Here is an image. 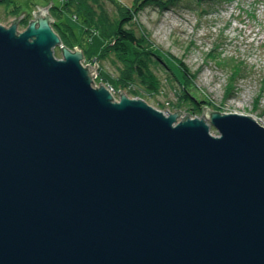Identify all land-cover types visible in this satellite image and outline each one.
I'll return each instance as SVG.
<instances>
[{"label":"water","instance_id":"1","mask_svg":"<svg viewBox=\"0 0 264 264\" xmlns=\"http://www.w3.org/2000/svg\"><path fill=\"white\" fill-rule=\"evenodd\" d=\"M52 5L0 25V264H264V127L94 88Z\"/></svg>","mask_w":264,"mask_h":264},{"label":"rangeland","instance_id":"2","mask_svg":"<svg viewBox=\"0 0 264 264\" xmlns=\"http://www.w3.org/2000/svg\"><path fill=\"white\" fill-rule=\"evenodd\" d=\"M68 1L2 2L0 25L9 28L26 12L27 15L19 20L18 32H23L34 20L33 12L39 9L36 5L44 8L53 2L49 11L54 20L52 28L63 46L72 51L77 47L82 49L85 67L86 63L99 66L94 88H100L102 83L115 100L120 99L119 91H123L128 97L143 99L164 113L167 110L174 114L180 110L195 119L202 118L203 107H208L210 111L224 114L249 115L264 126V0L203 3L182 0L171 6L163 5L169 0H154L145 7L135 0H101L103 9L96 2L99 15H104L101 20L102 17L111 22L122 20L131 12L133 20L126 32L137 37L136 51L149 49L157 54L154 60L160 65L154 68L158 79L155 85H143L132 75L135 70L123 65L99 30L85 23L81 14L70 13L64 7ZM101 51L103 58L98 56ZM55 56L62 59L60 47L55 49ZM186 69L189 74L184 82ZM119 79L124 85L130 83L131 87L117 91L115 85ZM184 93L193 99L194 107L191 101L183 99ZM192 107L198 112L194 113ZM211 133L219 135L214 128Z\"/></svg>","mask_w":264,"mask_h":264},{"label":"trees","instance_id":"3","mask_svg":"<svg viewBox=\"0 0 264 264\" xmlns=\"http://www.w3.org/2000/svg\"><path fill=\"white\" fill-rule=\"evenodd\" d=\"M182 1V0H169L167 2H163V5L166 6L167 4L169 6L175 5ZM197 2H208L212 0H196ZM99 2V5L101 7L102 3L101 0H69L68 3L64 5L66 9L69 10L70 13L77 12L81 14L82 19L87 22L88 24L92 25L95 29H98L100 32V35L102 36V39L104 42L109 43V47H113V51L116 53V56L118 59L123 63V65L127 68H133L135 70V73L132 75H135L138 77L142 84H148V85H155L158 83V79L156 74L154 73L155 65H160L156 60H154V52L151 50H142V51H136L135 44L137 45L138 39L137 37L131 35L130 33L126 32L127 26L132 22L133 16L131 15V12H127V15L120 20L115 19L112 20V22L109 19H105V17L99 15L98 9L95 7V3ZM154 0H135V3L141 5L142 7L147 6L148 4H152ZM9 4L10 0H3V4ZM5 6V5H4ZM9 6V5H6ZM104 8L103 6L101 7ZM12 11H15L12 10ZM128 34V35H127ZM66 36H68L66 34ZM130 44V45H129ZM110 47V48H111ZM108 48V49H110ZM85 53V52H84ZM130 53H133V55H130ZM103 52L101 51L100 55H98L100 58H103ZM157 55V54H155ZM123 60V61H122ZM132 65V66H131ZM188 70L186 69V72H184L183 80L184 82L187 81L186 76H188ZM130 83L127 85L122 84L121 79L116 81L115 89L117 91L121 88H129ZM183 99L187 101L192 102V98L190 95L185 94L183 95ZM186 97V98H185ZM194 102H192V106ZM192 107V110L195 112H198L195 110V108ZM221 113V112H220Z\"/></svg>","mask_w":264,"mask_h":264},{"label":"built area","instance_id":"4","mask_svg":"<svg viewBox=\"0 0 264 264\" xmlns=\"http://www.w3.org/2000/svg\"><path fill=\"white\" fill-rule=\"evenodd\" d=\"M256 0H253V2H255ZM250 5V4H249ZM86 65L88 66V65H91V64H87L86 63ZM91 66H93V65H91ZM258 123H260V122H258ZM261 125V124H260ZM263 126V125H262ZM264 127V126H263Z\"/></svg>","mask_w":264,"mask_h":264},{"label":"bare ground","instance_id":"5","mask_svg":"<svg viewBox=\"0 0 264 264\" xmlns=\"http://www.w3.org/2000/svg\"><path fill=\"white\" fill-rule=\"evenodd\" d=\"M255 119V118H254ZM256 120V119H255ZM262 126V125H261Z\"/></svg>","mask_w":264,"mask_h":264}]
</instances>
